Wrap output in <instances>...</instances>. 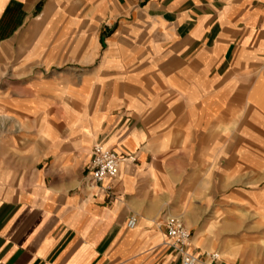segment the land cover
Wrapping results in <instances>:
<instances>
[{"label": "crops", "instance_id": "1", "mask_svg": "<svg viewBox=\"0 0 264 264\" xmlns=\"http://www.w3.org/2000/svg\"><path fill=\"white\" fill-rule=\"evenodd\" d=\"M96 144L136 162L91 187ZM239 214L264 231V0H0V264H181L168 217L264 264Z\"/></svg>", "mask_w": 264, "mask_h": 264}, {"label": "built area", "instance_id": "2", "mask_svg": "<svg viewBox=\"0 0 264 264\" xmlns=\"http://www.w3.org/2000/svg\"><path fill=\"white\" fill-rule=\"evenodd\" d=\"M136 162L133 156L120 157L110 149L101 144H96L91 152V163L89 167L88 179L91 187H102L105 182L116 178L120 173V168L125 161ZM110 190L109 187H106ZM167 233L166 245L181 260V264H201V257L192 252V234L185 226L184 222L176 217H168L162 224ZM158 223V226L161 227ZM137 219L131 217L127 227L135 229ZM205 259L217 262L220 259L219 253H205Z\"/></svg>", "mask_w": 264, "mask_h": 264}, {"label": "rangeland", "instance_id": "3", "mask_svg": "<svg viewBox=\"0 0 264 264\" xmlns=\"http://www.w3.org/2000/svg\"><path fill=\"white\" fill-rule=\"evenodd\" d=\"M217 205H220V200L217 201ZM238 218L243 222V224L241 225V228L239 231H236V232H231L223 237L225 238H235V237H238V236H241V235H244V234H247L249 236H253V235H256L258 233H262L264 234V231H260V230H257L256 228V223L259 221L257 219V216L256 215H253V214H239L238 215ZM226 234V233H224ZM264 238V236H263ZM252 244H260V242H255L253 241ZM262 244H264V242H262ZM214 253H219L220 256L223 257V251L221 250H218L216 249L214 251Z\"/></svg>", "mask_w": 264, "mask_h": 264}, {"label": "bare ground", "instance_id": "4", "mask_svg": "<svg viewBox=\"0 0 264 264\" xmlns=\"http://www.w3.org/2000/svg\"><path fill=\"white\" fill-rule=\"evenodd\" d=\"M137 227V226H136ZM221 257V256H220Z\"/></svg>", "mask_w": 264, "mask_h": 264}]
</instances>
